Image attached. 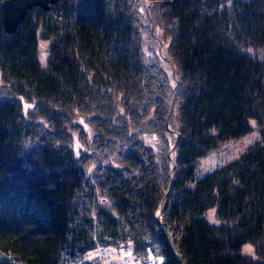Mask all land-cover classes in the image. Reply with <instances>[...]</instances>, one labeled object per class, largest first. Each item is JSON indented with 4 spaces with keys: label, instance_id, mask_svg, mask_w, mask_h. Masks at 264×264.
<instances>
[{
    "label": "trees",
    "instance_id": "1",
    "mask_svg": "<svg viewBox=\"0 0 264 264\" xmlns=\"http://www.w3.org/2000/svg\"><path fill=\"white\" fill-rule=\"evenodd\" d=\"M0 82V253L90 264L98 241L264 264V0H58L12 35L0 14ZM254 126L258 143L201 174Z\"/></svg>",
    "mask_w": 264,
    "mask_h": 264
},
{
    "label": "rangeland",
    "instance_id": "2",
    "mask_svg": "<svg viewBox=\"0 0 264 264\" xmlns=\"http://www.w3.org/2000/svg\"><path fill=\"white\" fill-rule=\"evenodd\" d=\"M47 41H39V57L42 62L48 57L47 51ZM157 52L160 53L159 47ZM43 65V64H42ZM161 66L166 71L168 75L169 84H173L171 80V70L166 64L165 60L162 59ZM2 84L0 82V89ZM22 101L24 113L26 114L32 108L31 104H27ZM85 115H79L77 122L80 123L84 130L88 129L87 120ZM260 141V136L258 133V128L253 127V130L243 137L232 139L224 144L220 145L216 149L208 152L203 157L199 158L197 161L198 165L201 167V174H209L215 169L229 164L230 162L236 160L243 152H245L251 145L256 144ZM74 151L77 153L81 151V147L78 142L74 144ZM93 172V165H89L87 169L88 176L91 177ZM96 202L99 204L100 201H105L101 194H97ZM95 247L89 249L84 254L86 261L90 264H163L164 258L161 256H149L146 260L141 261L137 259L134 254L132 247L129 243L118 245V246H104V243L98 241L95 242ZM242 253L255 258L253 248L250 245H245L242 248ZM68 255H63L61 264H71V261L67 258ZM80 259L83 255L78 256ZM73 261V259H72ZM0 264H19L12 256L0 253ZM84 264V263H82Z\"/></svg>",
    "mask_w": 264,
    "mask_h": 264
},
{
    "label": "water",
    "instance_id": "3",
    "mask_svg": "<svg viewBox=\"0 0 264 264\" xmlns=\"http://www.w3.org/2000/svg\"><path fill=\"white\" fill-rule=\"evenodd\" d=\"M58 0H3L0 4L2 28L5 34L12 35L26 14L32 8L48 12Z\"/></svg>",
    "mask_w": 264,
    "mask_h": 264
}]
</instances>
